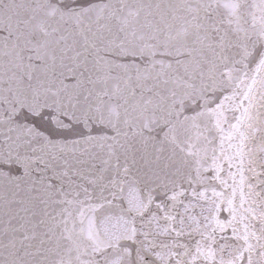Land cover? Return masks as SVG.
I'll return each mask as SVG.
<instances>
[{
  "label": "snow or ice",
  "instance_id": "obj_1",
  "mask_svg": "<svg viewBox=\"0 0 264 264\" xmlns=\"http://www.w3.org/2000/svg\"><path fill=\"white\" fill-rule=\"evenodd\" d=\"M154 7L0 0L5 44L22 24L42 33L33 42L29 32L14 58L0 51V161L21 162L9 171L23 169L25 187L20 199L0 195V264H264V61L233 76L222 46L206 55L199 41L154 34ZM217 137L233 169L228 207L185 209L187 223L165 211L175 236L159 241V214L134 211L128 195L162 160L179 178ZM218 236L241 250L226 254Z\"/></svg>",
  "mask_w": 264,
  "mask_h": 264
},
{
  "label": "water",
  "instance_id": "obj_2",
  "mask_svg": "<svg viewBox=\"0 0 264 264\" xmlns=\"http://www.w3.org/2000/svg\"><path fill=\"white\" fill-rule=\"evenodd\" d=\"M7 3V0H4ZM36 0H32L35 4ZM43 2V0H40ZM157 7L147 13L148 27L154 34L163 31L176 36L181 43L185 40L199 41L203 53L212 55L213 50L226 55L230 67L234 68L233 76H238L246 70H258L264 61V0H146ZM29 32L31 39L36 42L42 33L35 27L22 24L20 28H13L12 35L0 37V51L11 53L13 58L20 48L27 52ZM7 59V57H5ZM235 61V63H233ZM236 113L226 112L225 128L235 119ZM216 137L215 131L209 133ZM168 165V167H165ZM230 161L224 155H219L218 137L211 144L204 143L199 152L190 158L186 166H182V174L177 178L170 162L162 160L159 165H153L145 180L128 195L134 211H145L149 207L160 216L161 227L158 240L167 242L175 233L171 231L172 225L163 219L164 212L176 215L177 221L184 215L188 222L185 209L191 210L195 215L204 217L208 215H223L227 208V201L232 199L233 187L231 183ZM21 162L16 160L0 161V195L7 193L9 199L23 197L25 187L23 184L17 188L18 175L9 171V168L20 167ZM247 182L255 183V175L246 172ZM181 187L171 189L172 182L177 181ZM245 191L247 189L245 188ZM19 193L17 196L16 194ZM237 204L239 196L237 192ZM163 202L164 209H160ZM17 205H13L15 208ZM251 222L250 213H245ZM23 221H20L22 223ZM203 222V221H202ZM16 226L19 224L17 222ZM167 224L165 228L163 225ZM179 227L177 223L175 225ZM3 225H0L2 228ZM257 227H264L258 224ZM241 233L243 229L239 230ZM222 235V234H221ZM219 239V236H218ZM242 241L236 238L219 239V246H223L227 253H236L241 250Z\"/></svg>",
  "mask_w": 264,
  "mask_h": 264
}]
</instances>
